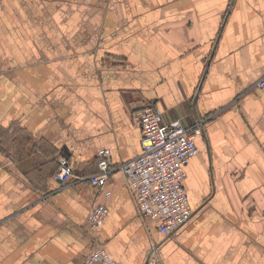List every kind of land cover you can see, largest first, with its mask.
Wrapping results in <instances>:
<instances>
[{
	"label": "crops",
	"instance_id": "1",
	"mask_svg": "<svg viewBox=\"0 0 264 264\" xmlns=\"http://www.w3.org/2000/svg\"><path fill=\"white\" fill-rule=\"evenodd\" d=\"M264 0H0V264H264ZM204 119L186 166L190 222L165 235L99 151H142L134 108ZM73 177L56 178L59 157Z\"/></svg>",
	"mask_w": 264,
	"mask_h": 264
},
{
	"label": "built area",
	"instance_id": "2",
	"mask_svg": "<svg viewBox=\"0 0 264 264\" xmlns=\"http://www.w3.org/2000/svg\"><path fill=\"white\" fill-rule=\"evenodd\" d=\"M256 86L264 93V75ZM131 118L142 131L141 153L114 164L110 159L111 150L102 149L99 151L98 171L80 179L92 183L103 196L102 200L94 203L89 222L97 226L107 216V200L111 197L107 184L112 171L121 169L133 191L139 214L159 220V231L165 235L172 234L193 217L185 186L186 166L198 152L196 136L203 133L205 120L191 125H185L180 119L166 121L162 112L152 105L132 109ZM73 174L69 159L60 156L56 178L65 183ZM158 249V244L153 243L145 264H163ZM83 264L117 262L105 248L99 247L87 255Z\"/></svg>",
	"mask_w": 264,
	"mask_h": 264
}]
</instances>
